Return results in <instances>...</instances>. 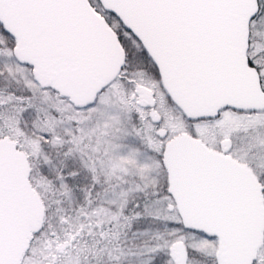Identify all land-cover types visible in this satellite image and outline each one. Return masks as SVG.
<instances>
[{
    "label": "snow or ice",
    "instance_id": "1",
    "mask_svg": "<svg viewBox=\"0 0 264 264\" xmlns=\"http://www.w3.org/2000/svg\"><path fill=\"white\" fill-rule=\"evenodd\" d=\"M0 264H264V0H0Z\"/></svg>",
    "mask_w": 264,
    "mask_h": 264
}]
</instances>
